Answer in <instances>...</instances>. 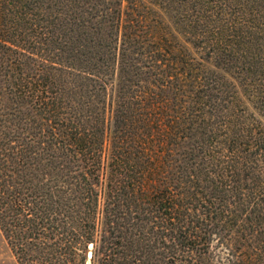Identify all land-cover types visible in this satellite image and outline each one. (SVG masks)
<instances>
[{
	"label": "trees",
	"instance_id": "trees-1",
	"mask_svg": "<svg viewBox=\"0 0 264 264\" xmlns=\"http://www.w3.org/2000/svg\"><path fill=\"white\" fill-rule=\"evenodd\" d=\"M0 230L18 264H264V0H0Z\"/></svg>",
	"mask_w": 264,
	"mask_h": 264
},
{
	"label": "rangeland",
	"instance_id": "rangeland-1",
	"mask_svg": "<svg viewBox=\"0 0 264 264\" xmlns=\"http://www.w3.org/2000/svg\"><path fill=\"white\" fill-rule=\"evenodd\" d=\"M90 248V247H89ZM0 264H18L0 230Z\"/></svg>",
	"mask_w": 264,
	"mask_h": 264
},
{
	"label": "water",
	"instance_id": "water-1",
	"mask_svg": "<svg viewBox=\"0 0 264 264\" xmlns=\"http://www.w3.org/2000/svg\"><path fill=\"white\" fill-rule=\"evenodd\" d=\"M92 254H93V252H92V247L90 246V248H89V250H88V257H91Z\"/></svg>",
	"mask_w": 264,
	"mask_h": 264
}]
</instances>
